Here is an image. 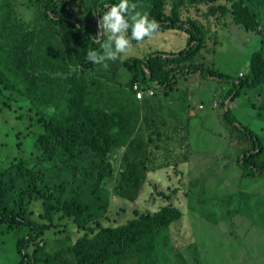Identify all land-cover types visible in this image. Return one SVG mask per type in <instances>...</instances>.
Masks as SVG:
<instances>
[{"label": "trees", "instance_id": "trees-1", "mask_svg": "<svg viewBox=\"0 0 264 264\" xmlns=\"http://www.w3.org/2000/svg\"><path fill=\"white\" fill-rule=\"evenodd\" d=\"M68 2L0 0V225L5 226V232L15 233L18 264L157 261L154 255L160 249L155 244L156 234L178 221L183 208L192 211L191 235L219 236L208 222L218 202L192 197V190L200 188L199 181H186L185 189L171 185L165 189V180L158 178L159 186L148 199L143 196L147 182L130 196L124 195L127 192L123 185L113 192L110 189L114 178L125 179V174H117L114 166L115 151L125 148L127 157L132 149L156 148L161 128L155 120L148 124L156 109L149 99L142 100V106L130 101L109 108L98 101L95 86L100 80L92 71L96 72L99 65L90 62L87 53L101 51L107 34L100 40L98 29L71 13ZM109 4L116 5L113 0L92 4L89 11L95 25ZM85 7L80 4V10ZM142 14L158 22L157 32H171L173 38L177 37L174 33L186 36V42L178 50H156L146 57L121 60V66L128 70V88L135 101L139 102L132 90L136 81L166 94L178 88L181 76L189 80L186 84L190 86L197 83L196 77L224 83L227 88L220 94L219 108L234 135L244 140L243 156L236 158L241 176H264L261 139L230 110L236 98L245 99L255 93L257 99L264 90V0H153ZM227 23L260 36V48L250 55L243 70L233 74L219 70L206 56L210 44L216 46L223 40L218 31L223 34ZM206 29H210L211 38ZM126 35L131 37V28ZM125 88L120 83L117 92L107 98H123ZM192 90L183 96L186 114L176 118V126L188 123L196 115L195 109L203 108H195ZM251 104L257 114L264 111V104L256 105L253 100ZM140 123L145 126L144 134ZM140 137L147 139V145L138 143ZM159 150L152 149L145 158L126 159V166L133 165L132 160L145 165L146 172L135 173L139 179L132 176L130 180L145 183L149 172L178 166V157L175 164H155L161 156L156 155ZM113 198L125 200L123 207L119 205V210L112 211ZM148 203H152L150 207H141ZM121 212L126 221L130 219L119 225L121 217L115 221L112 216ZM225 214H229L228 208ZM231 214L225 220L227 225L232 221ZM177 247L182 250L180 245ZM204 252L212 253L207 248Z\"/></svg>", "mask_w": 264, "mask_h": 264}, {"label": "rangeland", "instance_id": "rangeland-1", "mask_svg": "<svg viewBox=\"0 0 264 264\" xmlns=\"http://www.w3.org/2000/svg\"><path fill=\"white\" fill-rule=\"evenodd\" d=\"M102 1L104 2L107 0ZM113 1L114 4L120 3V0ZM152 1L153 0H140L139 4H135L131 1H129V3L135 4L136 11L142 14L150 7ZM97 2H99V0H69L68 8H72L73 12L71 13H74L77 17H81L83 23L97 28L95 20L90 13L92 4ZM80 4L86 5L85 9L80 10ZM126 17L129 18L128 16ZM227 24L228 26L224 28L225 31L223 34L221 30L218 31V36L222 35L223 40H220L216 46L210 44L206 56L209 58L208 60L213 61V64L219 70L233 74L237 73L240 68L243 70V68L247 66L250 55L260 48V36L251 31H246L243 27L237 26L234 23ZM97 29L98 38H100L99 28ZM206 32L211 38L210 29H206ZM105 33L107 34L106 42H108L110 33ZM175 44H181V41L177 39V37L173 38V35L166 31H158L151 38H147L140 43L131 42V47L125 53L119 54L116 60H106L104 62L107 64V68L103 67V64H97L99 67L97 68L96 66L97 70L96 72H94V70L93 73L98 75L106 70L105 73L101 74L108 76V82H123L124 74L128 73V70L125 67L119 68L122 58L141 57L150 52L160 50L161 47L170 49ZM183 46H185V43ZM111 50L115 51L114 45ZM102 51L103 49L96 52L101 53ZM115 71L117 73H114ZM109 73H112L111 76ZM240 73L242 72L240 71L239 74ZM196 79L197 83L192 84L193 86H190V83L179 85L168 97H165L162 90L157 89V100L164 104L167 125L161 127V137H159L164 139V141H157L156 143L157 146H160V150L156 151V154H161V156L159 161H156L155 164H157V162L163 163L164 165L175 164L178 162L176 159L178 157V159H181L178 162V166H168L166 167V169H168L166 171L160 169L151 171L147 174L148 180L145 181V183L141 180L135 182L133 179L130 180V177L134 176L139 179L138 175L135 173L146 172L145 165L137 160H132L131 162L133 165L126 166V159H136L137 157L145 158V154L152 149H156L155 145L148 146L149 148L147 150L132 149L127 157V152L124 148L117 149L113 154V163L116 167L117 174L124 173L125 179L117 180L114 178L112 183L109 184L112 192L117 186L123 185L127 192V194L124 195L130 196L140 190L147 182V192L144 193L143 196H146V199H148L149 193L155 190L160 181L158 178H160L165 180V185L163 186L165 189L167 185L185 189L186 181H199L200 188L192 190V197L195 200H197V198H203L211 202H216L217 199L219 202L215 208L218 209V211H223L225 206L229 207V209L239 208L242 202L241 197L239 195L228 196L236 193L239 189H250L255 191L260 197H264V176L260 174L255 176H241L242 169L239 167V164L236 163L238 155H242L244 140L238 139L236 133L234 135V131L231 130V124L229 122H224L223 110L219 108L221 103L218 96H220L223 89L227 87H225L224 83L212 79L208 80V78L201 77H196ZM189 89H193L192 92H190V96H192V102L195 108H198L200 105H202L203 108H198L199 111L195 109L196 115L191 118L189 121L190 123L188 122L189 124L186 123L179 126L177 130L174 126L176 117L174 110L176 107L182 106V100H179L177 97L182 96L183 98L185 92ZM260 92H262V96L260 95L257 99H255V93H252L251 96L249 95V97L245 99L236 98V103H232L230 110L240 123L250 128L259 136L264 148V111L261 110L259 114H257L256 109H253L251 104L252 100L256 105L264 104V90H260ZM110 95L112 94L107 93L100 102L105 101L107 96ZM213 95H217V98L215 97L216 99H213ZM213 102H216V104L213 105ZM102 106L109 108L112 106V101L107 99ZM182 128L184 129L182 130ZM177 131L179 132L176 133ZM166 138H168V140H165ZM146 141V138H138L139 144L143 143V145H147ZM170 148H173V151H168ZM261 160H264V155L261 156ZM144 161L147 162V160ZM171 176L173 177L172 180ZM149 178L152 179L149 180ZM183 198H185V196L182 194L180 196L182 202L185 201ZM112 201V211L119 210L118 206L121 205L123 207V202H125V200L120 198H113ZM151 204L152 203H148L146 207L141 205V207L146 209L150 207ZM191 205H194L192 201ZM212 205L213 204L210 206ZM251 206H255L253 200L251 201ZM260 208L261 205L259 201L256 209L252 211L253 231L247 239V244L253 243L259 245V238L264 234V220L262 219L263 217L260 216L264 209ZM153 209L156 208L153 207ZM127 210L130 211V206L127 207ZM182 210L184 213L179 221L172 223L168 228L156 234L157 241L155 244L159 246L160 250L159 254L156 253L154 256L158 260L151 262L145 260L143 264H264L263 261L250 263L233 248V242L241 237L236 230L230 228V226L226 224L225 220H221L219 214L214 215L212 219L209 218L208 222L213 230L220 235L204 234L202 237L198 238L194 237V234L191 235V231L189 230V219L192 214L191 209L183 208ZM124 215L125 214L121 212L120 215L115 214L112 218L116 221ZM125 221V217H121L118 224H124ZM243 223L246 227L249 225L246 221ZM4 230L5 226L3 224L0 225V264H18L20 257L17 253V239L15 233L5 232ZM232 235H234V237L236 236V240L233 239ZM225 236H228V238ZM222 239H224V242L220 243L219 241ZM188 243L194 245V248H190ZM177 244L182 247V250L177 247ZM172 246L174 247L173 249L171 248ZM206 248L212 253H205L204 250Z\"/></svg>", "mask_w": 264, "mask_h": 264}, {"label": "crops", "instance_id": "crops-1", "mask_svg": "<svg viewBox=\"0 0 264 264\" xmlns=\"http://www.w3.org/2000/svg\"><path fill=\"white\" fill-rule=\"evenodd\" d=\"M171 33V32H170ZM172 34V33H171ZM174 35H177V37L179 38V40L181 41V44H175L173 45L170 49L169 48H166V47H161L160 50L162 51H167V52H170L172 51V49H181L183 48L184 46V43H185V38L186 36L184 37H181V35L179 34H175ZM170 39V38H168ZM174 51V50H173ZM147 54L141 56V57H146ZM122 66L120 65L119 68H121ZM120 70V69H119ZM105 71L101 72V73H105ZM99 73L97 76V78L100 80V83H98L95 87V90H96V93L98 94V101L100 102V100L102 98L105 97V95L107 93H116L117 92V87L120 83H124V85L127 87L124 89V97L123 98H117V99H108L106 98V100H111L112 101V105L114 107H121L124 103L127 104V102H133L135 105L138 104L140 106H142V102H137L135 101V99L133 98L132 96V93L129 91V88H128V85H129V73H126L124 74V80L123 82H114V83H110L107 81V78L108 76L104 75V74H101ZM114 73H117L116 71ZM93 74V73H92ZM91 74V76H92ZM95 74V73H94ZM112 73H109V75L111 76ZM188 78V77H187ZM189 82V80H187L185 77H180L179 79V83H178V86L179 85H186V83ZM126 94H128V99L126 101ZM170 94V93H169ZM169 94H164L165 97H168ZM157 96H158V92H156V95L154 96H150L149 98H145L146 99H149V101L151 102L152 106H154L156 109L154 111L151 112V115L149 117V121H148V124L149 125H152V121L155 120L156 121V124L155 125H159L160 128L163 127V126H166L167 125V122H166V111L164 109V104L157 100ZM108 97V96H107ZM220 97V96H218ZM179 100H182L183 101V98L182 96H178L177 97ZM217 98V97H216ZM105 101L103 102H100L101 104H104ZM137 100V99H136ZM230 102V99L226 101L227 105L229 104ZM220 103H221V100H220ZM216 104V102L214 103L213 102V105ZM218 105V103H217ZM201 106H198V108H200ZM185 109L182 107V106H179V107H176L175 110H174V113L176 114V117H175V120L178 116H182L184 114H186L185 112ZM174 120V121H175ZM141 126H142V133L144 134L145 133V126L143 123H140ZM154 125V126H155ZM175 127H179V126H176L174 125ZM184 128H182L183 130ZM179 131H177L176 133H178ZM160 136L157 137L156 141L158 142H162L164 141V139H161L159 137H161V131L157 132ZM165 140H168V138H166ZM156 149H160V146H157ZM158 155V154H157ZM233 195H239L242 199V202L239 206L238 209H229V207H226L224 208L223 211H218V209H216L215 207L218 205H215L211 211V216L209 215V217H213L214 215H217L219 214L220 215V218L221 220H226L230 217V212L232 213L231 214V223H230V228L234 229L237 231V233L240 235L241 238H239L238 240H236V236L234 237L233 236V239L236 240L233 242V248L242 255V257H244L246 260H248L250 263L251 262H255V261H263L264 262V234L259 238V245H255L253 243L251 244H247V239L250 237V234L252 233L253 229V218H252V211H254V209H256V206L258 204V202L260 201V205H261V208L260 209H264V197H260L259 195H257L255 193V191H252V190H246V189H239L236 193L234 194H230L228 196H233ZM254 201L255 203V206H251V201ZM219 202L217 199H216V202L217 203ZM226 208L229 209V214L226 215L225 212H226ZM264 220V210L263 212L261 213V215ZM215 220V219H214ZM216 221V220H215ZM244 221L248 222V226L246 227L245 224L243 223ZM234 224V226H232ZM188 246L190 248H194V245L188 243ZM237 261V259H236Z\"/></svg>", "mask_w": 264, "mask_h": 264}, {"label": "clouds", "instance_id": "clouds-1", "mask_svg": "<svg viewBox=\"0 0 264 264\" xmlns=\"http://www.w3.org/2000/svg\"><path fill=\"white\" fill-rule=\"evenodd\" d=\"M109 6L110 4L106 6L108 11L104 13L102 19L96 22L97 28H99L100 31V40L105 32L110 33L109 41L101 45L103 54L96 51H88L87 53V59L90 62L96 65L103 64L105 68H107V64L104 62L106 60H116L119 54L125 53L131 47V40L140 43L144 41L146 37L151 38L159 28V24L155 19L150 20L146 14H141L136 11V5L130 4L129 0H120L119 4ZM126 16L129 17L131 23L125 19ZM129 28H131L130 38L126 35ZM113 45L115 51L111 50ZM135 85H137L138 89H134ZM132 90L135 92L139 102H142L145 98L156 95V92H158V90L152 87L149 88L137 81L134 82ZM137 90L142 92L141 98V94L137 93Z\"/></svg>", "mask_w": 264, "mask_h": 264}, {"label": "built area", "instance_id": "built-area-1", "mask_svg": "<svg viewBox=\"0 0 264 264\" xmlns=\"http://www.w3.org/2000/svg\"><path fill=\"white\" fill-rule=\"evenodd\" d=\"M134 89H138L137 85L134 86ZM137 93H140L141 94V96H140V98H141L142 97V92H140V91L137 90Z\"/></svg>", "mask_w": 264, "mask_h": 264}]
</instances>
